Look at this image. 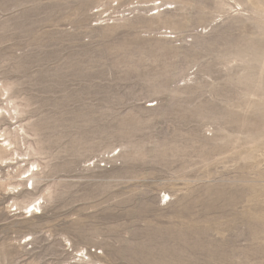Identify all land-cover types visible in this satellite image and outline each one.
Returning a JSON list of instances; mask_svg holds the SVG:
<instances>
[{
    "label": "rangeland",
    "instance_id": "rangeland-1",
    "mask_svg": "<svg viewBox=\"0 0 264 264\" xmlns=\"http://www.w3.org/2000/svg\"><path fill=\"white\" fill-rule=\"evenodd\" d=\"M0 108V264H264V0H0Z\"/></svg>",
    "mask_w": 264,
    "mask_h": 264
},
{
    "label": "bare ground",
    "instance_id": "bare-ground-1",
    "mask_svg": "<svg viewBox=\"0 0 264 264\" xmlns=\"http://www.w3.org/2000/svg\"><path fill=\"white\" fill-rule=\"evenodd\" d=\"M167 9H169V8H165L164 10H167ZM157 14H158V12H157ZM2 87V86H1ZM4 91H6L7 92V90L5 89ZM6 94V93H5ZM2 95V94H1ZM9 101H12V100H9ZM9 104H11V106H13L12 105V102H10V103H8V106H9ZM12 108V115H11V112H8V115H9V120L11 119L12 121H15V124L17 123L16 122V120H17V118H18V116L20 115L19 113H18V108H17V106H13V107H11ZM10 108V109H11ZM2 110V108H0V120L1 119H5L6 117H5V115H3V112L1 111ZM4 110V109H3ZM7 112V111H6ZM13 114H14V116H13ZM7 116V115H6ZM18 125V124H17ZM19 129H17L16 130V135H15V137H14V139L15 140H18L21 136H25V130L21 127V125L18 127ZM7 134H9L8 132H7ZM7 134H0V138L2 139V140H0L3 144L0 146V151L2 152V153H7V152H12L13 151V140H11V141H9V139L7 140V139H3L2 137H4V136H6ZM10 135V134H9ZM12 135V134H11ZM13 136V135H12ZM12 136H10V138L12 137ZM5 138V137H4ZM12 139V138H11ZM15 143H16V141H14ZM15 147V146H14ZM15 150V149H14ZM13 153H15L14 155H16V151H14ZM13 153L12 154H8L9 156H11V158H5V159H2L1 161L2 162H8L7 163V165L8 164H10L11 165V162L13 163ZM27 155V154H26ZM26 155H25V157H26ZM18 157V156H17ZM21 158V157H20ZM27 158H28V155H27ZM17 159V158H16ZM21 159H23V158H21ZM17 160H19V159H17ZM25 160V159H24ZM21 162H24V161H21ZM26 162V161H25ZM18 163V162H17ZM31 165H30V167H27L28 169H26L23 173H21L20 174V177H19V181H22V179H26V185H25V187L27 186V184H28V182L30 181L31 182V185L33 184V179H34V177H35V172H37L38 171V166L35 164V163H30ZM7 167V166H6ZM22 182H24V181H22ZM21 182V183H22ZM18 187L19 186H14V187H11L12 189H14V190H16V189H18ZM10 188V189H11ZM20 189V188H19ZM30 189V188H29ZM7 190V189H6ZM21 190V189H20ZM20 190L19 191H17V192H20ZM42 198V197H41ZM39 200V198L38 199H34V201H33V203H30L29 205H27L26 207H25V209H27L28 210V208H30V207H32L33 208V211L34 210H38L39 209V207L37 206H33V204L35 203V202H37ZM41 200V199H40ZM27 216H28V214H26ZM36 214H31L30 215V217H32V216H35Z\"/></svg>",
    "mask_w": 264,
    "mask_h": 264
}]
</instances>
